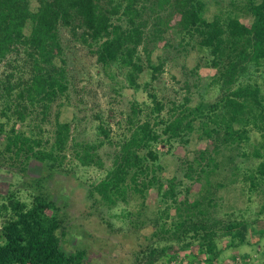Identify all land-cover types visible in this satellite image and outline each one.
Returning <instances> with one entry per match:
<instances>
[{"label": "trees", "instance_id": "16d2710c", "mask_svg": "<svg viewBox=\"0 0 264 264\" xmlns=\"http://www.w3.org/2000/svg\"><path fill=\"white\" fill-rule=\"evenodd\" d=\"M206 9L205 0H0V60L18 58L10 60V73L0 77V167L16 168L31 159L43 165L39 177L28 179L29 197L11 193L0 206V264H91L87 248L66 249L67 231L78 222L67 218L65 226L61 208L46 187L48 179L65 171L72 129L71 121L61 120L73 83L61 29L89 48L97 63L116 69L123 78L121 88L143 89L150 100L131 102L127 129L120 130L125 131L122 142L99 125L98 135L116 146L110 168H104L96 144L74 138L71 145L78 168L97 166L104 171L91 185L93 203L114 207L127 200L129 190L144 196L157 187L161 198L174 205L173 216H167L173 219L169 226L167 221H150L154 229L145 237L150 244L136 260L159 264L169 256L196 264L206 256V263L212 264L222 253L221 239L228 238L232 248L245 243L253 223L234 212V218L223 220L217 211L225 201L221 192L240 191L249 198L258 194L264 200V0H246L226 19L218 14L209 19ZM246 16L252 18L249 26L243 21ZM187 39L194 42L191 50ZM171 47L165 57L154 59L158 48ZM194 49L206 53V68L216 70L204 84L206 94L218 88L219 96L205 101L201 95L191 105L192 87L203 88L202 66L197 63L189 71L196 79L183 82L182 99L161 97L154 83L166 64L178 63L181 53L187 57ZM146 69L150 80L142 83ZM247 75L251 77L243 83ZM45 123L51 124L52 139L45 137ZM175 146L185 177L200 185L193 200L187 187V197L179 201L176 189L183 181L174 177L163 188L159 180L161 157ZM194 242L203 259L191 255Z\"/></svg>", "mask_w": 264, "mask_h": 264}, {"label": "rangeland", "instance_id": "374dc122", "mask_svg": "<svg viewBox=\"0 0 264 264\" xmlns=\"http://www.w3.org/2000/svg\"><path fill=\"white\" fill-rule=\"evenodd\" d=\"M205 1L207 4L205 15L209 19H212L216 14L226 19L231 11L237 13L241 5L246 2V0ZM32 6L36 8L37 3L33 1ZM251 20L250 16L243 18L247 26L250 25ZM61 36L66 70L69 78L73 81L65 100V106L61 108V120L71 121L72 129L67 145L68 149L65 152L67 155L64 163L65 171L48 179L46 187L52 199L61 208L59 214L65 219V226L68 227L67 218L72 221L75 219L78 222V225H74L72 230L68 229L67 231L70 234L66 249L74 251L79 246L87 248L86 258L91 264H144L142 259H136L139 255L143 257L139 252L143 251L142 248H146L145 244H150L145 237L149 236L154 229L151 222L156 219L159 223L167 221V226H169L173 219L167 218V216H173L174 208L172 206L174 205L170 200L164 201L161 198L162 194L158 192L157 187L147 191L144 196L129 190L127 200L119 201L114 207H109L103 202L93 203V199L89 196L91 185L100 180L104 171L98 169L97 166L78 168L71 145H73L74 138L77 141H90V143L96 144L99 157L104 162V168H110L116 146L108 141V138L98 135L99 125L104 124L109 136L114 141L122 142L124 139L122 135L125 131L122 130L121 134L120 130L127 129L126 119L131 112V102L137 100L141 103L150 100L143 89L135 92L128 86L121 88L119 81L123 78L118 75L116 69L111 71L97 63L96 57L91 54L89 48L75 43L71 39L69 31L61 29ZM172 36L174 38L175 34ZM173 41L177 46V40ZM187 41L190 40L187 39ZM190 43L187 45L188 50H191L194 42L190 41ZM170 49L173 50L172 47L166 50L158 48L154 52V59L156 60L159 55L165 57ZM175 53L177 55L178 51L175 50ZM184 54L181 53L182 57L178 63L173 61L166 64L164 73L154 83L159 95L178 101L182 99L185 93L182 90L183 82L186 78H190L191 82L196 79L190 75L189 71L199 63L202 66L203 88L192 87L191 105L195 106L201 100V95L205 101L216 100L219 96L218 88H214L208 94L204 88V84L208 83L216 73L215 69L206 68V53L194 49L187 57H183ZM15 59H18L16 55H9L4 60H0V77L10 73L8 64L10 60L14 61ZM249 77L251 76L247 75L242 78L243 83H247ZM148 80H150V75L146 69L140 81L143 83ZM52 114L54 115V113ZM43 129L46 131L45 137H51V124L45 123ZM253 135L252 137H254ZM2 139L0 137V142ZM258 139L259 136L256 135L254 140ZM52 142L53 140H51ZM201 145L203 143L198 144V146ZM178 147L175 146L174 151L161 157L160 163L163 165V170L159 172V180L164 185L163 188L174 177L176 182L183 181V185L176 189L180 193L179 201L187 197L188 193L185 190L187 187L191 188L189 198L193 200V196L198 195L200 185L185 177L182 170L184 165L178 158V151H180L177 149ZM158 150L166 153L167 148L159 145ZM42 171L43 165L34 159L18 164L16 168L0 167V206L5 201L4 197L11 193L20 194L25 198L29 197L26 192L28 179L39 177ZM221 194L225 197V201L219 204L217 217L228 220V217L234 218V212L240 220L243 218L253 223V228L251 227L245 233L246 241L239 247L232 248L228 245V238L221 239L218 242V247L222 253L219 260L209 258L214 260L212 264H264V211L261 212L262 205H264L263 198L258 194H253L249 198L248 195H241L240 191H233L229 194L221 192ZM2 220V216H0V225ZM131 222H137L140 227L135 229V226H131ZM138 230L139 233H137ZM144 239V245L140 246ZM200 251L199 245L194 242L191 255L202 256L203 259L204 256L200 254ZM168 257L165 260H160L159 264H182V259L170 260ZM207 261L208 257L205 256L196 264H207Z\"/></svg>", "mask_w": 264, "mask_h": 264}]
</instances>
